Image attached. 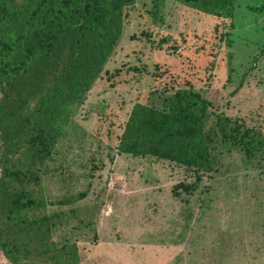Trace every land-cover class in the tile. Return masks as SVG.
I'll use <instances>...</instances> for the list:
<instances>
[{
  "label": "rangeland",
  "instance_id": "obj_1",
  "mask_svg": "<svg viewBox=\"0 0 264 264\" xmlns=\"http://www.w3.org/2000/svg\"><path fill=\"white\" fill-rule=\"evenodd\" d=\"M125 11L42 176L46 211L60 216L53 239L75 241L80 264H264L263 153L246 160L217 142L214 169L198 180L115 150L135 102L165 107L187 82L211 103L206 128L222 114L264 135V55L245 73L264 42V0H233L231 19L185 0H135ZM178 182L194 188L175 196Z\"/></svg>",
  "mask_w": 264,
  "mask_h": 264
},
{
  "label": "trees",
  "instance_id": "obj_2",
  "mask_svg": "<svg viewBox=\"0 0 264 264\" xmlns=\"http://www.w3.org/2000/svg\"><path fill=\"white\" fill-rule=\"evenodd\" d=\"M185 1L232 18L233 0ZM134 2L0 0V255L9 264H80L75 241L52 237L60 216L46 211L42 176L120 39L125 7ZM263 55L264 42L245 73ZM186 85L165 107L135 102L116 136V152L182 165L198 180L214 169L217 142L246 160L264 154V135L243 121L218 114L206 128L211 103ZM193 188L178 182L172 192Z\"/></svg>",
  "mask_w": 264,
  "mask_h": 264
},
{
  "label": "water",
  "instance_id": "obj_3",
  "mask_svg": "<svg viewBox=\"0 0 264 264\" xmlns=\"http://www.w3.org/2000/svg\"><path fill=\"white\" fill-rule=\"evenodd\" d=\"M126 1V3H130L132 0H125ZM86 3V2H85ZM84 6H85V4H84Z\"/></svg>",
  "mask_w": 264,
  "mask_h": 264
}]
</instances>
